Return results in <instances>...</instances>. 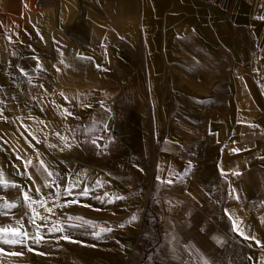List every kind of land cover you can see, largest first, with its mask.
<instances>
[{"label": "rangeland", "instance_id": "rangeland-1", "mask_svg": "<svg viewBox=\"0 0 264 264\" xmlns=\"http://www.w3.org/2000/svg\"><path fill=\"white\" fill-rule=\"evenodd\" d=\"M130 1L118 0L116 4L115 0H0V115L7 117V122L0 123V175L6 182L0 185L6 193L0 195L3 198L0 204L16 205L0 209L5 213L0 214V229H9L8 233L0 234V238L19 241L0 243V264L167 263L160 250L163 235L157 195L161 196L162 191L156 189L163 176L162 166L167 162L161 157L162 140H157L153 118L156 122L158 118L166 120L165 134L168 130L178 131L174 121L180 113L190 118L197 114L204 126L214 131L224 118L223 111L158 109L163 101L158 89L156 95L153 90L147 91L140 101L139 112L128 113L118 127L109 121L113 103L110 116L103 101L102 107H97L101 115L95 117L96 110L92 109L96 102L92 93L88 98L73 100L74 117L68 114V106L73 103L53 102L57 91L77 83L76 75L69 72L72 67L81 69L88 80V85H82L95 89L91 85L98 82L104 87L111 85L113 89L125 81V77H121L123 68L133 55L140 69L139 77L144 80L145 47L120 44L130 42L132 33L135 38L141 35L137 29L141 25L140 5L134 0L131 8ZM96 41L104 44H94ZM170 62L174 68L182 64L178 60ZM67 71L71 77L67 76ZM176 88L163 94L172 106L181 96H187L176 92ZM154 96L158 102L153 101ZM82 101L85 105L80 106ZM138 122L147 123L144 131L140 128L137 132V127H141ZM8 132L19 135L29 147L16 148ZM63 134L69 138V146L62 147V151L55 148L54 151H59L52 158L50 155L44 167L56 168L55 177H59L60 182L36 187L29 180L39 162L36 140L44 143L52 140L57 146L64 141L60 137ZM9 142L10 146L6 147ZM45 151L44 146L43 155ZM62 155L66 158L60 159ZM32 159L31 164L28 161ZM42 175V180L44 176L47 179V174ZM25 193L31 202L25 200ZM72 201L79 204L75 210L67 205L73 204ZM82 203L94 205L90 214L83 209L87 204ZM113 203L122 209L126 204L133 208L126 216L98 219L96 212L107 211ZM49 209L56 210L47 214ZM134 213H138L135 232L129 242L121 241L115 237V230L124 229ZM65 224L71 226L70 234L60 235L62 228L68 229ZM21 226H26L24 232L20 231L23 235L13 236L11 230ZM79 232L82 238H76ZM56 233L57 236L40 244L47 234ZM65 236L69 239H64ZM75 240L87 250L75 251L66 245L67 241ZM29 243L32 245H26ZM7 245L20 246V249L6 251ZM36 251H47L45 257L49 259L42 257L44 255L36 258ZM137 256L139 260L135 262Z\"/></svg>", "mask_w": 264, "mask_h": 264}, {"label": "crops", "instance_id": "crops-1", "mask_svg": "<svg viewBox=\"0 0 264 264\" xmlns=\"http://www.w3.org/2000/svg\"><path fill=\"white\" fill-rule=\"evenodd\" d=\"M138 5L141 35L135 38L132 33L130 42L120 44L145 47L144 80L132 55L118 88L97 82L91 89L82 85H88L82 73H74L77 83L57 91L53 102L71 104L92 93L96 118L101 102L109 116L114 104L109 121L115 126L130 112H139L147 91L156 95L158 89L163 100L158 109L223 111L214 131L197 114L190 118L180 113L174 121L178 131L165 134L166 120L153 118L157 140H162L161 157L167 162L156 186L162 191L157 195L160 250L166 264H264V0H138ZM175 60L182 64L169 65ZM175 86L187 96L172 106L163 94ZM68 107L74 117L75 104ZM138 124L137 132L144 131L147 123ZM63 135L57 146L36 138V150L45 146L54 157L69 146ZM55 169H41L48 183L60 182Z\"/></svg>", "mask_w": 264, "mask_h": 264}, {"label": "bare ground", "instance_id": "bare-ground-1", "mask_svg": "<svg viewBox=\"0 0 264 264\" xmlns=\"http://www.w3.org/2000/svg\"><path fill=\"white\" fill-rule=\"evenodd\" d=\"M66 6H68V4L66 5ZM72 72L73 73H75V74H81L82 73V70L81 69H79V68H75V67H72ZM82 79H86V77H81ZM74 89H76L75 91H82L83 89H81V88H79V87H76V88H74ZM47 109V108H46ZM1 114V113H0ZM5 122H7V117H6V115H0V123H5ZM9 134H10V136H9V140L14 144V146L16 147V148H18V149H22V150H26L29 146L28 145H26V144H24V141L22 142V140L23 139H21L20 137H19V135H13L11 132H8ZM19 137V138H18ZM10 146V142H9V144L7 143L6 144V147H8V146ZM37 151V150H36ZM37 152H41V157L39 156L38 157V164L36 165L37 167H35L34 168V170L32 171L33 173L31 174V176H29V180H30V182H32V184L33 185H35L36 187L38 186L39 188H40V186H42L44 183H48L49 181H47V179L45 178V176H44V179L45 180H42V178H41V169H43L44 167H45V165L47 164V162H48V160H49V157H50V155L48 154V153H46V151H45V153H44V155L42 154V152H43V150H41L40 149V147L38 148V151ZM3 154V153H2ZM37 156V155H36ZM35 156V157H36ZM35 157L33 158L34 159V161H35ZM41 160H40V159ZM33 159L32 160H30V161H28V162H30L31 164L33 163L32 161H33ZM36 159H37V157H36ZM145 167H148V164L146 163L145 164ZM36 168H38L37 170H36ZM43 176V175H42ZM66 178V180H69V178H68V176H66L65 177ZM56 179H60L59 177H57ZM61 179H64V177L63 178H61ZM56 183H59V182H56ZM11 187V186H10ZM10 187H7L8 188V192L10 193ZM26 189V188H25ZM11 192H13V191H11ZM6 193L0 188V195H5ZM57 202V201H56ZM56 202H53V203H55L54 205L56 206L57 205V203ZM63 201H61V203H62ZM52 203V204H53ZM51 204V205H52ZM64 204H65V202H64ZM85 204H87V203H82V205H85ZM49 205V204H48ZM67 205H69V206H71V208L73 209V210H75L77 207V205H79L78 203H73V204H69V203H67ZM92 206H94V205H91L90 203L89 204H87V206L86 207H84L83 209H85V211H87L88 212V214H90V212H91V207ZM132 208H133V206L132 205H130V204H126L125 205V207H123V209L122 208H119L118 207V205H115V203H113V206L110 208V209H107V211L106 210H104V209H99L97 212H96V214L98 215V219H100V217H104V216H113V217H119V216H126L128 213H131V211H132ZM98 209V208H97ZM42 210V209H41ZM41 210H40V212H41ZM55 210L56 209H52L51 211H49V212H47V214H51V213H54L55 212ZM57 212H59V210L57 211ZM137 214L138 213H134V215L133 216H135V218H137L136 216H137ZM69 223V222H68ZM67 224V223H66ZM64 225V227L65 226H68V229H64V228H62L60 231H62L61 232V234L60 235H63V234H70V232L68 231V230H70V228H71V226L70 225ZM136 224H137V219H135V220H132L131 219V221L128 223V225L123 229H120V230H115V237L116 238H119L121 241H125V242H129L130 241V238L132 237V235L134 234V232H135V227H136ZM21 225H24V223L22 222V224ZM16 229H18V230H20L21 232H24L25 231V229H26V226H24V227H17ZM58 235V233H56V234H47V237L45 238H43L42 240H40V244H42V242L44 241L45 242V240H47L49 237H53V236H57ZM76 238H82V235H81V232H79V233H77L76 235ZM1 243V242H0ZM26 245H32V243H29V244H26ZM66 245L67 246H69V247H71V248H73L75 251L76 250H80V249H85V250H87V247L85 246V245H83V244H81V243H79V242H77L76 240L74 241V242H71V241H67L66 242ZM46 248H48L47 246H46ZM8 249H13V250H17V249H20V246H14V247H12L11 245H7L6 246V248H5V250L7 251ZM44 250V249H43ZM94 251V250H93ZM45 252H47V251H45ZM45 252H42V251H36L35 252V255H37V257L36 258H38V255H40V257L42 256V255H44V256H42V257H45V256H47V254L45 253ZM41 257V258H42ZM46 258V260H48L49 258H47V257H45Z\"/></svg>", "mask_w": 264, "mask_h": 264}, {"label": "snow or ice", "instance_id": "snow-or-ice-1", "mask_svg": "<svg viewBox=\"0 0 264 264\" xmlns=\"http://www.w3.org/2000/svg\"><path fill=\"white\" fill-rule=\"evenodd\" d=\"M68 114L71 115V113H68ZM93 143H95V141H93ZM49 175H51V173H49ZM5 183L6 182L2 179V175H0V185L5 184ZM84 195H87V192H85ZM24 198H25L26 201L31 202V198L27 195V193L24 194ZM2 199L3 198H0V200H2ZM72 202L75 203L76 201H72ZM14 207H16L15 204H9V203L0 204V209H11V208H14ZM49 211H51V209H49ZM0 214H5V213H3L2 211H0ZM135 219H136L135 216H133L132 217V220H135ZM8 232H9V229H7V228L0 229V234H6ZM11 232H12V235L13 236H16V237H19V236L23 235V233H21L20 230H18V229H13V230H11ZM63 238L64 239H69V237H67V236H65ZM0 242L18 243L19 241L18 240H15V239L10 240V241H5L2 238H0Z\"/></svg>", "mask_w": 264, "mask_h": 264}]
</instances>
